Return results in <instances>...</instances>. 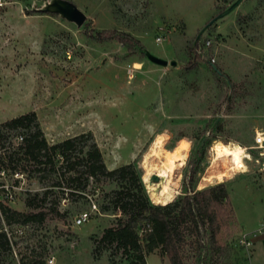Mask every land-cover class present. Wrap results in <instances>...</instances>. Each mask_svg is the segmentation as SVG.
Listing matches in <instances>:
<instances>
[{"label":"rangeland","instance_id":"374dc122","mask_svg":"<svg viewBox=\"0 0 264 264\" xmlns=\"http://www.w3.org/2000/svg\"><path fill=\"white\" fill-rule=\"evenodd\" d=\"M236 1L0 0V124L33 113L49 144L91 133L108 170L135 164L154 205L164 184L156 173L166 153L183 142L186 146L169 180L174 200L190 161L207 143L195 190L222 183L229 202L218 218L219 253L206 261L247 264L239 236L260 221L264 226V170L248 149L255 133L264 131V0H241L227 12ZM75 9L84 16L80 25L70 17ZM104 30L130 35L144 55L128 52L116 38L89 36ZM195 40L200 63L186 69ZM147 53L167 65L151 63ZM134 63L140 67L132 68ZM13 133L9 141L20 142L21 133ZM158 137L162 148L154 158L150 151ZM216 142L237 143L249 158L243 171L206 182L210 173L226 169L224 160L215 159ZM0 168V203L18 212L48 211L54 205L58 214L25 226H8L0 214V229L10 244V252L0 253V264H20L31 253L42 254L44 264L49 257L52 264L130 263L113 246L97 244L116 216L97 212V196L114 190V182L89 183L84 193L90 199L72 202L64 186L50 187L53 176L39 181L11 173L6 165ZM47 189L51 192L39 209L25 205L28 194L41 196ZM82 212L89 220L76 227L73 221ZM195 255L194 249H183L187 264L195 262ZM145 264L169 262L155 251Z\"/></svg>","mask_w":264,"mask_h":264},{"label":"trees","instance_id":"16d2710c","mask_svg":"<svg viewBox=\"0 0 264 264\" xmlns=\"http://www.w3.org/2000/svg\"><path fill=\"white\" fill-rule=\"evenodd\" d=\"M89 36L99 41L116 38L130 53L144 55L145 52L140 43L128 34L104 30ZM198 46L195 40L186 69H193L200 63ZM12 132L14 135L21 133L20 142L14 144L9 141ZM206 145L202 144L190 161L181 194L166 205H154L148 199L135 164L128 163L108 170L91 133L49 144L33 113L0 124V149L4 150V154H0V165H6L11 173L26 174L39 181L52 179L53 176L50 187L63 189L64 186L67 189L65 195L72 202L90 199L84 193L89 183L99 185L105 180L115 183L114 190L97 196L96 202H100L97 212L116 215L113 225L103 230L97 244L113 246L115 251L130 259L129 264H145L146 256L155 251L161 257L166 256L169 264H187L183 256L185 247L196 252L193 264H208L206 258L219 253V248L215 247L218 218L224 216L229 198L222 183L195 190L198 161ZM96 191L100 190L94 189L93 192ZM50 192L47 189L41 196L28 194L25 205L39 209ZM48 213L58 215L54 205L48 211L18 212L0 203V214L8 226L41 224ZM3 252H10V244L7 234L0 229V253ZM42 256L31 253L22 258L20 264H44ZM209 261H212L211 257Z\"/></svg>","mask_w":264,"mask_h":264},{"label":"bare ground","instance_id":"6f19581e","mask_svg":"<svg viewBox=\"0 0 264 264\" xmlns=\"http://www.w3.org/2000/svg\"><path fill=\"white\" fill-rule=\"evenodd\" d=\"M139 67H140L139 63H134L132 68L138 69ZM161 145H162V139L160 137L156 138L152 145V150L150 151L151 157L157 158V154H158L157 150L162 148ZM185 147L186 146L184 145V142H183L181 143L180 147L176 148L172 152L166 153V155L164 156V162H163L164 166L158 169L156 173L157 177H159L160 179H164L163 181L164 184L162 185L160 191L158 192L157 198H156V205H166L172 201L173 196L170 191L169 180H170V177H172L173 172H174V164L176 162H179V163L182 162L183 158L185 157V154H184ZM212 147H213L212 149L215 154V159L224 160V162L226 163V169L221 173L214 174V175L210 173V175L204 178L202 177L204 181L208 182L212 179H216L218 180V182H220L228 176L229 171L240 172L244 170L245 168L244 159L247 157V155L243 147H241L240 145H237V143L235 144V143H221V142H216ZM144 181H146V177H144Z\"/></svg>","mask_w":264,"mask_h":264},{"label":"built area","instance_id":"2783aa9c","mask_svg":"<svg viewBox=\"0 0 264 264\" xmlns=\"http://www.w3.org/2000/svg\"><path fill=\"white\" fill-rule=\"evenodd\" d=\"M156 43H161V38L157 37L155 39ZM209 44V41L206 42V45ZM213 61V60H211ZM21 140V137H20ZM249 150H252L257 157L254 158V163L260 167V170H264V131L261 132H256L253 140V145L248 148ZM249 158V154L247 155ZM0 174H3V172H0ZM6 199H11L12 196L9 194L5 195ZM93 209L96 210V207L93 205ZM89 220V213L88 212H82L76 218L74 219L73 223L74 226L79 227L86 223ZM20 233V231H19ZM9 238V236H7ZM253 234H247L242 232L239 236L238 240V246L241 247L245 253V258L247 259L246 262L248 264L250 255H251V250L253 246ZM47 264H52L53 263V257H49L46 260Z\"/></svg>","mask_w":264,"mask_h":264},{"label":"crops","instance_id":"0c3cea01","mask_svg":"<svg viewBox=\"0 0 264 264\" xmlns=\"http://www.w3.org/2000/svg\"><path fill=\"white\" fill-rule=\"evenodd\" d=\"M258 225L246 232L253 234V246L248 264H264V226L261 227L263 222L260 221ZM260 228H263V231Z\"/></svg>","mask_w":264,"mask_h":264},{"label":"water","instance_id":"95a60500","mask_svg":"<svg viewBox=\"0 0 264 264\" xmlns=\"http://www.w3.org/2000/svg\"><path fill=\"white\" fill-rule=\"evenodd\" d=\"M241 2V0H237L235 4H233L227 12H231L239 3ZM71 19L78 25L82 24V22L84 21V16L81 12H79L78 10H73L71 12V15H70ZM146 55V58L148 61H150L151 63H154L156 65H159V66H166L167 65V61L163 60V59H160L158 57H155L149 53L145 54Z\"/></svg>","mask_w":264,"mask_h":264}]
</instances>
